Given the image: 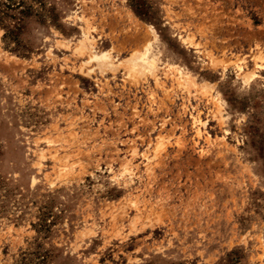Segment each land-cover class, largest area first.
Wrapping results in <instances>:
<instances>
[{
  "label": "rangeland",
  "instance_id": "374dc122",
  "mask_svg": "<svg viewBox=\"0 0 264 264\" xmlns=\"http://www.w3.org/2000/svg\"><path fill=\"white\" fill-rule=\"evenodd\" d=\"M259 56L264 0H0V264H264Z\"/></svg>",
  "mask_w": 264,
  "mask_h": 264
},
{
  "label": "bare ground",
  "instance_id": "6f19581e",
  "mask_svg": "<svg viewBox=\"0 0 264 264\" xmlns=\"http://www.w3.org/2000/svg\"><path fill=\"white\" fill-rule=\"evenodd\" d=\"M73 17H74V12L70 14V19L73 20L72 19ZM147 31H148L147 33L149 34L146 33L145 35H143L144 36L143 38L139 39L137 43L138 46L136 45L137 50L134 52V54L132 53L129 58L127 57V59L124 58L125 60L121 58L123 60L122 61L123 64H125V67L130 70V73L136 72L137 74L140 75V77H143V76L148 77L149 74H151L157 69V63L155 59V50H156V43L158 42V35L154 33L153 31H149V30ZM90 51L92 53V56H94L95 59L98 61L97 64L101 67L102 70H106L107 66L108 67L110 66L109 67L110 69H115L114 66L118 65V64H115L114 61L111 62L109 60H105L112 56L111 54L113 53V48H112V51H107V50L95 51L94 48L93 49L91 48ZM258 58L260 60L264 59L262 56H259ZM137 67H138V70L136 71L135 68ZM250 78L253 79L254 76L252 75L250 76ZM163 145L164 144L161 143L160 147H162Z\"/></svg>",
  "mask_w": 264,
  "mask_h": 264
}]
</instances>
